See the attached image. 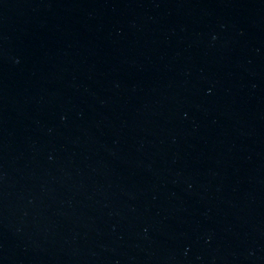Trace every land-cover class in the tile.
Listing matches in <instances>:
<instances>
[{
    "label": "water",
    "instance_id": "water-1",
    "mask_svg": "<svg viewBox=\"0 0 264 264\" xmlns=\"http://www.w3.org/2000/svg\"><path fill=\"white\" fill-rule=\"evenodd\" d=\"M0 264H264V0H0Z\"/></svg>",
    "mask_w": 264,
    "mask_h": 264
}]
</instances>
